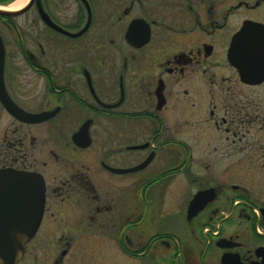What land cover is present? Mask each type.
<instances>
[{
  "label": "flooded vegetation",
  "instance_id": "obj_1",
  "mask_svg": "<svg viewBox=\"0 0 264 264\" xmlns=\"http://www.w3.org/2000/svg\"><path fill=\"white\" fill-rule=\"evenodd\" d=\"M0 40V206L44 190L16 264H264V201L229 184L264 167V76L228 60L264 73V0H33Z\"/></svg>",
  "mask_w": 264,
  "mask_h": 264
},
{
  "label": "water",
  "instance_id": "obj_2",
  "mask_svg": "<svg viewBox=\"0 0 264 264\" xmlns=\"http://www.w3.org/2000/svg\"><path fill=\"white\" fill-rule=\"evenodd\" d=\"M33 0H28L26 4L16 10L8 11L0 7L1 17H16L22 14L32 3ZM245 31L239 32L235 38L234 47L242 48L244 41ZM262 41V40H261ZM261 44H263L261 42ZM252 45V43H251ZM252 54V53H251ZM234 55V54H233ZM4 59V51L2 42L0 40V68H2V62ZM239 71L240 78L249 83H259L262 81L263 74L247 76L244 74L243 65L245 59H228ZM250 64L254 61L257 64L263 65L264 59H247ZM5 181L10 178L11 175L4 174ZM4 181L3 187L5 188L6 182ZM20 185L19 190L21 194L20 202L18 205L11 208L6 206H0V264H16L21 257L24 245L33 236L37 226L39 225L42 210H43V184L31 180L25 177L24 180H20L17 187ZM204 193H198L192 200L190 208H193L196 202H198ZM11 212L13 214H11Z\"/></svg>",
  "mask_w": 264,
  "mask_h": 264
},
{
  "label": "rangeland",
  "instance_id": "obj_3",
  "mask_svg": "<svg viewBox=\"0 0 264 264\" xmlns=\"http://www.w3.org/2000/svg\"><path fill=\"white\" fill-rule=\"evenodd\" d=\"M14 1V0H13ZM12 1V2H13ZM3 3H0V6H2ZM6 6V5H5ZM14 21L17 23H20V19L16 18ZM12 44V42H10ZM9 53L13 55L12 58L9 59H20L18 50L11 46L8 49ZM257 95H250V99L254 98L257 99ZM257 147L252 151V153H255V155H259ZM238 158H234L231 160V162L234 164L233 166V176L229 184L232 183V185H238L240 188H243L245 186H248L251 191L256 192L255 194L258 195V199L264 201V167L261 165V159H251L248 163L247 160H244L243 156ZM257 157V156H256ZM255 158V157H254ZM223 165H218V167H224ZM263 168V169H262ZM192 189V188H191ZM229 194H232V191L230 189L228 190ZM188 192V189L186 190V193ZM235 193H239L238 191H235Z\"/></svg>",
  "mask_w": 264,
  "mask_h": 264
},
{
  "label": "bare ground",
  "instance_id": "obj_4",
  "mask_svg": "<svg viewBox=\"0 0 264 264\" xmlns=\"http://www.w3.org/2000/svg\"><path fill=\"white\" fill-rule=\"evenodd\" d=\"M28 0H14L10 5L7 7H3V9L8 11H16L22 8Z\"/></svg>",
  "mask_w": 264,
  "mask_h": 264
},
{
  "label": "trees",
  "instance_id": "obj_5",
  "mask_svg": "<svg viewBox=\"0 0 264 264\" xmlns=\"http://www.w3.org/2000/svg\"><path fill=\"white\" fill-rule=\"evenodd\" d=\"M13 0H5V1H3L2 3L3 4H9L10 2H12Z\"/></svg>",
  "mask_w": 264,
  "mask_h": 264
}]
</instances>
